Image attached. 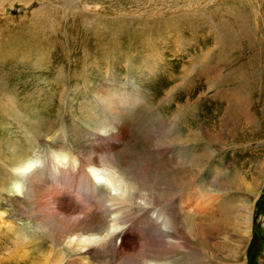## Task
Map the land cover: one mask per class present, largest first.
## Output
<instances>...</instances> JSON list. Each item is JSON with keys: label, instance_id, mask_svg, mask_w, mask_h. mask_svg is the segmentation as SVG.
Instances as JSON below:
<instances>
[{"label": "rangeland", "instance_id": "374dc122", "mask_svg": "<svg viewBox=\"0 0 264 264\" xmlns=\"http://www.w3.org/2000/svg\"><path fill=\"white\" fill-rule=\"evenodd\" d=\"M111 25L119 31L116 49L107 42L105 29ZM98 28L106 32L97 35ZM17 36L21 44L30 38L29 57L25 46L9 49ZM97 37L105 41L94 44ZM113 55L115 84L140 85L135 92L141 101L118 115L128 136L110 151L112 162L135 181L144 179L158 203L175 201L176 193L186 190L175 181L188 173L189 192L224 206L218 229L207 237L194 233L185 248L173 250L167 264H264V0H0V91L20 98L30 82L34 101L49 94L43 98L47 103L32 112L55 122L48 142L58 141L76 153L84 146L109 148L101 134L86 133L90 112L83 102L107 80L105 62ZM94 58L100 68L90 66ZM27 61L42 67L24 76ZM59 78L79 84L78 101L68 105L54 94L51 81ZM39 86L45 92L41 97ZM5 116L1 113L0 126ZM185 137L191 147L183 157L176 141ZM12 189L0 190V264H52L60 251L40 232H30L16 201L9 205L7 198L17 193ZM177 217L186 220L179 210ZM210 218L193 215L189 222L216 221ZM18 232L26 239L17 241ZM115 260L96 256L93 263Z\"/></svg>", "mask_w": 264, "mask_h": 264}, {"label": "bare ground", "instance_id": "6f19581e", "mask_svg": "<svg viewBox=\"0 0 264 264\" xmlns=\"http://www.w3.org/2000/svg\"><path fill=\"white\" fill-rule=\"evenodd\" d=\"M115 28L117 27L111 25L105 29L108 31L106 35L109 40L113 42L110 44L107 40L109 49L119 47L116 37L119 31ZM105 30L98 28L95 32L100 35L106 32ZM21 41L18 36L14 37L10 41L11 46L8 45L9 49L14 51L25 46L24 52L29 57L32 52L29 49L31 40L28 37L23 44ZM100 41L105 40L101 37L94 38V44L95 42L99 44ZM106 49L107 47H102L101 51ZM84 51L86 52L85 49ZM6 54H10L8 50ZM14 57L21 58L17 53ZM114 58L115 55L105 62L107 80H103L104 82L90 90L91 99L83 102L89 107L90 112V115L86 114L88 115L85 122L88 129L86 133H90L91 136L101 134L109 142L108 149L102 146L86 149L84 146L85 149L79 148L76 153L62 145L60 141V145L58 141L48 142L46 137L51 133V126L55 125V122L48 120L46 123L42 115L33 113L39 103L42 107V102H46L43 98L49 94L46 93V96L34 101L29 94V90L32 92L30 82H25L24 92L20 98L14 93L0 91V117L1 113L6 115L3 118L4 124L0 126V190L11 187L17 192L13 197L7 198L9 205L16 201L19 209L21 208L27 215L30 232L32 234H36L35 231L40 232L53 249L60 251L54 255L52 264H94L93 259L96 256L103 258L111 256L116 259L115 264H167L170 258L174 257L173 250L177 247L185 248V243L194 233L200 237H207L218 227L216 223L218 211L220 212L224 206L221 208L220 202L209 203L207 200L209 196L189 192L191 178L189 179L188 173L183 177L179 176L175 181V184L178 182L179 188L186 189L177 190V205L176 200H172L170 204L158 203L156 194L152 195V191L150 194L144 187V179L135 181L112 162L113 155L110 151L113 152L118 147L116 144L128 136L127 126L119 121L118 115L141 101L137 93L140 85L133 86L132 82H127L128 87L115 84V78L118 76L111 77V72L118 74L113 66ZM28 63L27 61L22 64L24 76H27L33 67H42ZM94 65L97 68L101 67L95 58L90 60V66ZM60 81L57 83L51 81V85L55 86L54 94H58L56 95L59 100L64 103L67 100L68 105L70 101H78L75 94L79 84L75 81L69 84L65 79ZM82 84L85 87L88 85L87 81ZM43 90L42 86L37 88L36 93L39 97L44 95ZM132 92L134 94L131 96ZM84 96L86 94L82 99ZM57 106L61 108L62 104L58 103ZM43 110L42 108L41 112ZM189 129L187 128V131ZM186 137L180 141L181 144L176 141L184 154L183 157L191 147ZM43 147L47 150L42 151ZM32 153L34 157L30 156ZM14 204L12 205L15 206ZM178 210L186 220L180 221L181 219L177 217ZM193 215L203 219L211 217L216 221L211 223L214 225L209 223L199 225L195 220V224H192L189 218ZM249 222L250 217L247 223ZM247 223L245 227L248 226ZM209 225L213 228L209 229ZM16 237L17 241L26 239L19 232ZM108 261L110 262V259Z\"/></svg>", "mask_w": 264, "mask_h": 264}]
</instances>
